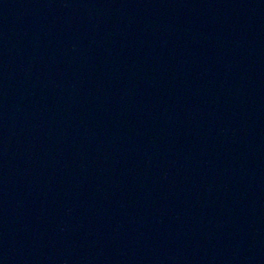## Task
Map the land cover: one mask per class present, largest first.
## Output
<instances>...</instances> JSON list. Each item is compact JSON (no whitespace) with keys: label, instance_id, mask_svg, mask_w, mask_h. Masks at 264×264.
<instances>
[{"label":"water","instance_id":"1","mask_svg":"<svg viewBox=\"0 0 264 264\" xmlns=\"http://www.w3.org/2000/svg\"><path fill=\"white\" fill-rule=\"evenodd\" d=\"M0 264H264V0H0Z\"/></svg>","mask_w":264,"mask_h":264}]
</instances>
